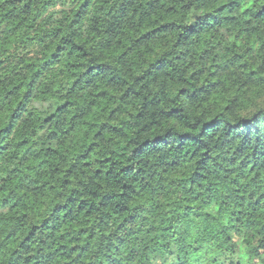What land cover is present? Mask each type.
I'll return each mask as SVG.
<instances>
[{
	"label": "clouds",
	"instance_id": "clouds-1",
	"mask_svg": "<svg viewBox=\"0 0 264 264\" xmlns=\"http://www.w3.org/2000/svg\"><path fill=\"white\" fill-rule=\"evenodd\" d=\"M66 262L264 264V0H0V264Z\"/></svg>",
	"mask_w": 264,
	"mask_h": 264
},
{
	"label": "trees",
	"instance_id": "trees-1",
	"mask_svg": "<svg viewBox=\"0 0 264 264\" xmlns=\"http://www.w3.org/2000/svg\"><path fill=\"white\" fill-rule=\"evenodd\" d=\"M6 15V13H5ZM170 21H162V23H169ZM160 25L157 24L155 27H159ZM155 27H152V26H147L146 25V32L144 34H147V32H153L155 31ZM159 44V41L157 42ZM55 50L51 51V52H46V55H48L50 58H54L57 56V52L61 50V46L59 44L55 45L54 46ZM43 63H47V61H43ZM55 88V85L53 86ZM93 135H95V133H93ZM41 199L44 200L46 199L44 196H41ZM26 214V213H25ZM81 235L83 236L84 235V232L85 230L83 228L79 229ZM78 245L77 244H73L72 247L73 248H76ZM67 264V262H66Z\"/></svg>",
	"mask_w": 264,
	"mask_h": 264
}]
</instances>
